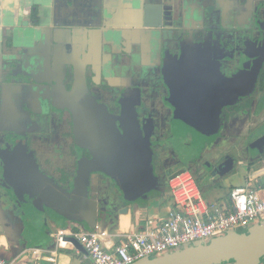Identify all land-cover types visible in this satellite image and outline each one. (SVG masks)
Returning a JSON list of instances; mask_svg holds the SVG:
<instances>
[{
    "label": "flooded vegetation",
    "instance_id": "1",
    "mask_svg": "<svg viewBox=\"0 0 264 264\" xmlns=\"http://www.w3.org/2000/svg\"><path fill=\"white\" fill-rule=\"evenodd\" d=\"M195 1L202 2L133 0L119 65L66 60L52 78L46 72V90L34 95L37 103L19 92L13 105L0 107V176L2 156L8 162L24 148L41 171L46 154V175L58 183L62 176L49 163L53 159L65 162V176H75L79 161L90 158L78 141L103 139L112 123L124 144L108 152L113 172H148V162L155 174L167 172L174 161L160 150L166 132L155 115L168 119L165 130L172 139L198 147L201 157L194 161L206 178L230 176L235 156L238 175L247 173L253 165L246 154H264V0H203V6ZM117 7L108 0L99 15L115 18ZM75 85L85 92L71 105ZM159 94L165 115L154 113ZM84 98L98 108L82 106ZM263 163L259 158L256 170ZM222 184L232 186L228 179Z\"/></svg>",
    "mask_w": 264,
    "mask_h": 264
},
{
    "label": "crops",
    "instance_id": "2",
    "mask_svg": "<svg viewBox=\"0 0 264 264\" xmlns=\"http://www.w3.org/2000/svg\"><path fill=\"white\" fill-rule=\"evenodd\" d=\"M107 2L0 0V107L13 105L19 92H26L30 99H35V94L40 96L46 90V72L49 71L52 78L54 71L66 60H81L89 65L98 62H116L119 65L125 58L121 49L126 29L131 26L129 19L133 0H115L118 6L115 18L105 13L99 15V6ZM2 84L12 86L11 90L4 91L5 95ZM9 91L13 98L9 97ZM36 100L33 103H37ZM222 153L225 154L216 152V155ZM39 163L46 173V154L41 155ZM52 167L55 168L53 164ZM256 171L249 168L247 173H242V177L237 172L229 171L231 175L228 180L232 186L226 187V192L209 182L214 195L206 200L212 206L227 200L230 190L244 185L247 176ZM152 176L154 182L149 176L143 182L142 189L146 196L134 205L122 201L113 216L99 226L114 235V246L121 241L115 235L143 231L148 219L162 221L168 217L172 203L166 206L164 187L154 172ZM253 184L251 188H257L258 184ZM222 193L226 195L222 197ZM93 198L94 195L90 197ZM9 201L0 190L1 259L21 264H52L47 257L54 253L58 264H89L88 255L83 250L74 244L68 249H59L53 235L64 228L88 232L92 230L91 226L84 222L66 221L50 211L48 206L44 210L43 206L36 205L28 215H24L22 209ZM124 208L129 209L128 213L120 212ZM65 210L68 215L79 212L76 207L66 206ZM34 250L40 252L41 258L34 256Z\"/></svg>",
    "mask_w": 264,
    "mask_h": 264
},
{
    "label": "water",
    "instance_id": "3",
    "mask_svg": "<svg viewBox=\"0 0 264 264\" xmlns=\"http://www.w3.org/2000/svg\"><path fill=\"white\" fill-rule=\"evenodd\" d=\"M0 47L2 54V45ZM76 86L68 95L71 105L77 93L85 92L83 86ZM10 87L2 84V92H7ZM9 97L13 98L10 91ZM86 99L82 101V106L94 105L98 108L97 102ZM110 121V118H106L105 124H109ZM108 129L110 135L96 142L78 141L82 149L88 151L90 158L83 157L78 163L75 176L61 177L59 183L40 170L37 161L25 148L8 162L2 156L4 172L2 177L0 176V181L4 183L0 188L1 193L10 200V203L13 202L22 209L24 215H28L36 205L43 206L44 210L48 206L50 211L56 212L66 221L84 222L92 229L100 228L101 223L107 222L113 216L122 201L124 203L126 200L134 205L146 196L142 189L143 181L148 176L152 179L154 172L151 162L148 161L150 169L148 172L146 169L130 173L126 170L113 172L112 163L107 158L108 152L112 147L119 149L124 144L115 124L109 125ZM125 133L124 137L127 135ZM114 152L118 151L114 150ZM114 166L118 167L115 159ZM152 181L154 182L153 179ZM92 195L94 198L90 199ZM66 206L76 207L79 212L68 215ZM128 211V208L120 210L121 213ZM69 240L87 254L76 239ZM132 264H264V221L243 233L230 231L225 236L214 238L210 243L196 242L174 252L154 258H144Z\"/></svg>",
    "mask_w": 264,
    "mask_h": 264
},
{
    "label": "built area",
    "instance_id": "4",
    "mask_svg": "<svg viewBox=\"0 0 264 264\" xmlns=\"http://www.w3.org/2000/svg\"><path fill=\"white\" fill-rule=\"evenodd\" d=\"M264 163L244 185L230 190L228 199L212 206L202 195L189 171L176 173L169 182L172 205L162 221L148 219L143 231L115 235L114 246L107 230L60 229L53 236L59 249H68L76 239L86 250L89 264H132L144 258L174 252L186 245L225 236L230 231L264 221ZM259 181L257 188L251 184ZM34 256L41 258L39 251ZM47 260L58 264L54 253ZM0 264H21L0 258Z\"/></svg>",
    "mask_w": 264,
    "mask_h": 264
},
{
    "label": "rangeland",
    "instance_id": "5",
    "mask_svg": "<svg viewBox=\"0 0 264 264\" xmlns=\"http://www.w3.org/2000/svg\"><path fill=\"white\" fill-rule=\"evenodd\" d=\"M202 2H204L202 0ZM201 1H195L196 4H200L203 6ZM204 8V7H203ZM199 9V8H198ZM199 15H201V11L198 13ZM154 75V74H153ZM133 76V75H132ZM128 80H125V82H127ZM123 82V81H122ZM119 83V84H122ZM122 87V85H120ZM152 89V88H151ZM156 110H154V113H161L162 115L164 114V107L161 104V100H160V94H159V98L156 99ZM157 120L159 121V124L161 125L163 132L165 133V139L159 140L160 143V150L163 153V156L168 157L169 159L174 161V164L172 166V169L170 170V168H166L167 172L165 171L164 173H159L156 174L157 178L161 181L165 192L163 193V197L165 198L164 203H166V206L170 205V203H172V195L170 193V186H169V182L170 179L178 172L181 171H189L191 173V175L193 176V178L195 179V181L197 182V185L203 195V197L207 200L210 199V197H212L214 195V193H212L211 188H210V184L209 182L211 181L212 176L208 175V177H205V174L199 169L198 170V164L197 161L194 160H200V153L198 151V147L195 146L194 144H191L190 146H186L184 143L186 140L185 138H178V139H172L171 135L167 134V131L165 130L166 127H169L167 124V120H165V118H162L158 115H155ZM183 146L185 147V149H181V147L183 148ZM222 146V144L220 145V147ZM204 147L202 148L203 151ZM175 152L174 154L172 152ZM251 152L253 153L252 155L248 156V154H246V158L247 160L253 165L251 167L252 171H256V169L258 168V161L259 158H263L264 154H262V151L260 150V152H258L257 150H251ZM250 152V153H251ZM242 153L244 154V152L242 151ZM235 156V154H233ZM236 158V156H235ZM234 158V164H233V168L231 169L232 172H236L237 167L239 166L236 159ZM58 160V161H56ZM56 160H52L49 161L50 164H53L56 168H58V170L60 171L62 177L65 176V173H67V171L65 170V162L62 159H56ZM227 161H225L223 164L227 166ZM179 169V170H178ZM245 168H243L244 170ZM164 174V175H163ZM212 175V174H211ZM214 177L212 178L213 184L216 185V187H218L222 192H226V186H224L223 180L228 179V175H224V178H217L215 176V173L213 174ZM231 175V174H229ZM264 179V178H262ZM259 184V181L255 182L253 185ZM169 190V191H168ZM225 193H222V197L225 196ZM159 206H162V204H158ZM164 205V204H163ZM172 205V204H171ZM259 224L258 221L253 222L249 227L244 228V229H239L236 230V233H243L247 230H249L250 228H252L253 226ZM213 239L207 241V242H211Z\"/></svg>",
    "mask_w": 264,
    "mask_h": 264
},
{
    "label": "trees",
    "instance_id": "6",
    "mask_svg": "<svg viewBox=\"0 0 264 264\" xmlns=\"http://www.w3.org/2000/svg\"><path fill=\"white\" fill-rule=\"evenodd\" d=\"M209 243V242H208Z\"/></svg>",
    "mask_w": 264,
    "mask_h": 264
}]
</instances>
